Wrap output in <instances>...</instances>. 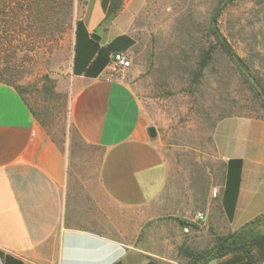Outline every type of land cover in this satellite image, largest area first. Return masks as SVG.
I'll use <instances>...</instances> for the list:
<instances>
[{"label": "crops", "instance_id": "0c3cea01", "mask_svg": "<svg viewBox=\"0 0 264 264\" xmlns=\"http://www.w3.org/2000/svg\"><path fill=\"white\" fill-rule=\"evenodd\" d=\"M108 1H83L78 20L88 37L100 46L120 37L135 42L130 29L141 0H124L103 29ZM79 41L75 58L73 31L69 122L78 141L71 150L46 134L14 88L0 83V264H165L181 237L199 235L209 248L212 239L264 214V117L234 116L214 130L223 173L197 211L203 220L197 213L165 220L177 210L175 194L166 197V158L141 100L111 70L112 57L128 55L135 43L119 40L102 65L87 61L82 32ZM152 221L156 259L142 247ZM208 264L264 259L234 253Z\"/></svg>", "mask_w": 264, "mask_h": 264}, {"label": "rangeland", "instance_id": "374dc122", "mask_svg": "<svg viewBox=\"0 0 264 264\" xmlns=\"http://www.w3.org/2000/svg\"><path fill=\"white\" fill-rule=\"evenodd\" d=\"M83 1L74 0L70 22L57 42L22 43L16 31L13 35L19 42L10 59L18 66L16 86L21 98L46 134L66 150L78 141L69 122L70 62L74 23ZM221 1L141 0L130 29L135 46L128 53L130 67L123 78L148 113L167 161L166 197L175 194L177 199V210L165 219L171 223L180 222V217L194 218L204 207L207 190L219 182L223 164L213 142L218 120L264 117V109L221 52H215L202 74L196 75L201 50L215 45L208 23ZM220 8L217 29L246 62L250 79L262 94L264 0H224ZM144 238L146 257L156 259V221L146 224ZM181 240L180 245L174 242L176 253L165 264H190L186 253L205 252L215 243L214 238L209 248L200 246L204 239L199 235L192 241Z\"/></svg>", "mask_w": 264, "mask_h": 264}, {"label": "trees", "instance_id": "16d2710c", "mask_svg": "<svg viewBox=\"0 0 264 264\" xmlns=\"http://www.w3.org/2000/svg\"><path fill=\"white\" fill-rule=\"evenodd\" d=\"M12 1V0H11ZM4 0L0 8V83L8 85L21 96L16 86L18 66L10 59L15 52L12 50L18 45L19 40H15L14 33L20 32L22 43H38L39 41L57 42L62 36L70 22L74 0ZM124 0H109L104 6V19L100 27L106 29L111 20L122 8ZM14 4L12 7L10 4ZM220 9H215L209 18L208 30L213 37L215 45L200 52L199 73L212 61V55L219 51L231 61L246 85L252 98L257 100L260 107L264 109V88L261 94L254 82L250 79V69L246 62L240 58L230 47L227 40L217 29V17ZM83 33L85 39V51L87 61L93 58V64L105 65L108 63L110 53H115L119 40L126 39L129 46L135 42L126 38H117L106 46H100L95 39H90L84 30L80 20L74 23L75 34V58L79 48V34ZM4 58H1V55ZM100 62V63H99ZM75 72V70H74ZM77 72V71H76ZM198 81V79H197ZM259 117V116H256ZM228 117H221L218 121ZM264 214L253 219L237 231L224 237H216L214 245L207 251L201 253H186L190 258V264H208L212 260L222 258L228 254L242 253L252 262H260L264 259ZM154 264V263H148Z\"/></svg>", "mask_w": 264, "mask_h": 264}, {"label": "built area", "instance_id": "2783aa9c", "mask_svg": "<svg viewBox=\"0 0 264 264\" xmlns=\"http://www.w3.org/2000/svg\"><path fill=\"white\" fill-rule=\"evenodd\" d=\"M130 67V60L128 55L123 53H117L112 57L111 70L115 77L123 78V73L127 71ZM218 192L216 189L212 190V197L215 198ZM198 221L203 220V215L201 213L196 214Z\"/></svg>", "mask_w": 264, "mask_h": 264}, {"label": "water", "instance_id": "95a60500", "mask_svg": "<svg viewBox=\"0 0 264 264\" xmlns=\"http://www.w3.org/2000/svg\"><path fill=\"white\" fill-rule=\"evenodd\" d=\"M223 2H224V0L221 1V4H222ZM221 4H219V5L217 6V8H219V6H220ZM217 8H216V9H217ZM93 37L95 38V36H93ZM150 132H151V135H152V136H155V135H156L154 128H151V129H150Z\"/></svg>", "mask_w": 264, "mask_h": 264}]
</instances>
